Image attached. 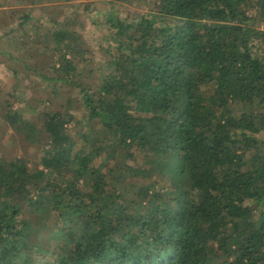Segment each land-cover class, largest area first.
I'll return each mask as SVG.
<instances>
[{
	"label": "trees",
	"instance_id": "16d2710c",
	"mask_svg": "<svg viewBox=\"0 0 264 264\" xmlns=\"http://www.w3.org/2000/svg\"><path fill=\"white\" fill-rule=\"evenodd\" d=\"M52 1L0 0V61L44 45L59 91L39 127L0 86V264H264V0H118L94 69Z\"/></svg>",
	"mask_w": 264,
	"mask_h": 264
},
{
	"label": "rangeland",
	"instance_id": "374dc122",
	"mask_svg": "<svg viewBox=\"0 0 264 264\" xmlns=\"http://www.w3.org/2000/svg\"><path fill=\"white\" fill-rule=\"evenodd\" d=\"M46 4H50L52 6L51 9L48 11L42 10L41 7H37L38 9L35 12V15H43V23L42 29L43 31H48L49 28L54 26L52 19L45 18L49 16L50 18H55L57 13L67 14L68 12L72 11L73 19H77L75 26L79 28L82 33L85 35L87 39V44L89 46V52L85 55L87 58H90V66L94 69L97 68V65H100V60L103 57L101 53V49L106 46L108 41L105 39V21L98 20L107 11L118 13L122 16L129 15L130 17L136 15L135 11H138V7L131 6L130 4H126L120 2L118 0H73V1H64V0H54L51 3L49 2H41L34 4L38 6H45ZM126 4V5H125ZM31 4H20V2H15L12 6H5L0 8L1 10H10L9 7L18 8L20 12H16V16L23 15L26 8ZM60 5V6H59ZM135 8V11L133 10ZM146 10V9H145ZM45 11V12H44ZM15 12L11 14V11L4 12L2 14L0 12V32H4L6 29H9L10 26L14 25L12 22V17ZM70 15V16H71ZM71 17V18H72ZM29 40H26L28 42ZM34 42L31 41L29 46V50H31L26 57L16 59L6 58L9 63L5 61H0V86L2 82L9 81L10 76L12 75L13 68H18L23 76L24 79L19 81L21 82L20 87H18L17 93L19 94L20 99L17 100V106H24L25 101L29 102L34 108L39 107L40 103L44 100L46 102H50V100L56 98L57 93L59 92L56 90V86L53 82L48 83L47 81L42 80V78L35 73L34 70L29 71L26 65L30 67L37 68L40 72L44 73L47 71L49 67V62L51 61V55L45 50L44 45H34ZM98 72V71H97ZM21 74V75H22ZM25 74H29L25 76ZM96 72L90 75V78H94L96 76ZM7 85H9L7 83ZM2 92H5V88L2 86ZM62 89V88H60ZM42 102V103H43ZM40 107L37 108V111L33 115L34 122L41 127L43 124V117L39 115ZM11 131V128L8 126L0 125V153L2 152H9L10 154L17 153L23 154L24 150L20 145L19 141L14 140V137L11 138L5 136L6 133ZM27 154L33 155L32 151L29 150ZM32 158V157H31ZM37 157H33V160Z\"/></svg>",
	"mask_w": 264,
	"mask_h": 264
}]
</instances>
